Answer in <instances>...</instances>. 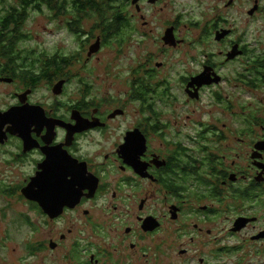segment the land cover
I'll use <instances>...</instances> for the list:
<instances>
[{"label": "flooded vegetation", "instance_id": "af4514ba", "mask_svg": "<svg viewBox=\"0 0 264 264\" xmlns=\"http://www.w3.org/2000/svg\"><path fill=\"white\" fill-rule=\"evenodd\" d=\"M237 1L221 0L222 8L198 16L193 8L202 0H118V28L98 29L87 62L100 60L113 41L118 51L138 49L133 67L107 71L106 91L86 79L72 97L80 101L74 119L79 112L94 123L80 121L81 127L96 120L122 126L112 171L89 164L86 176L59 148L46 149L37 179L6 176L9 165H0V244L19 230L37 235L25 245L39 264H222L249 243L261 246L255 256L264 257V116L253 114L252 92L264 75L226 74L249 55L229 19ZM33 75L0 74V83L14 89L0 106V121L13 123L11 131L29 147L28 126L48 123L38 108L55 119L36 91L48 83L55 97L64 82L63 96L72 80L37 82L39 73ZM238 87L241 97L231 91ZM64 123L75 125L57 121L55 131H65L67 143ZM11 126L9 140L17 138ZM47 136V126L40 136L33 128L32 140L43 148L40 137Z\"/></svg>", "mask_w": 264, "mask_h": 264}, {"label": "rangeland", "instance_id": "374dc122", "mask_svg": "<svg viewBox=\"0 0 264 264\" xmlns=\"http://www.w3.org/2000/svg\"><path fill=\"white\" fill-rule=\"evenodd\" d=\"M43 1V0H42ZM34 3L33 7L29 10L27 24L24 27V33L28 39L21 42L18 46L19 51L23 57L27 58L32 64H36L35 70H40L43 65L58 57L60 59L67 57L71 58L72 66L64 68L61 75H54L51 73V81L56 82L63 77H72L70 83L75 82L77 85L73 96L76 92L83 89L85 80L94 79L99 85L104 87L105 91L109 85L107 71H111L117 66L128 65L133 67V62L138 56V49L136 47H124L118 51L113 45L114 42L110 41L108 46L104 47L99 55L100 60L97 58L88 63L87 58L90 51V44L96 41V37L100 31L96 28L99 23L97 18H80L78 14L73 12H66L60 14L55 9H51L45 2ZM202 5H196L193 9L197 11L198 16L201 14L209 15V9L214 7L222 8L221 0H202ZM117 7L118 0H112ZM256 2L259 3V10L250 17L249 12L255 7ZM19 0H2L1 8L5 11H10L15 7ZM198 7V9H197ZM7 12V14L9 13ZM189 17V13L187 15ZM215 16L212 13L210 19ZM231 26L237 32V39L241 41L249 49V55L241 59L239 62L233 64L230 70L226 73L230 76H237L244 73L248 78H254L258 73L250 72L249 69H254L252 64L256 59L261 57L264 61V0H239L234 5V9L230 12ZM73 22L72 31L70 23ZM113 36V35H110ZM92 39V41H89ZM78 49V50H77ZM90 51V52H89ZM98 50H94L95 54ZM67 53V55H65ZM90 57V55H89ZM0 63L3 61L0 60ZM0 74L2 71L0 70ZM127 75V73H126ZM126 83V82H125ZM69 86V85H68ZM260 89H254L253 92V114L255 116H264V106L260 105V99L264 100V83L259 84ZM14 90L13 87L0 83V106L5 105L8 101L9 93ZM39 90H47L49 92V84H43ZM68 91V87H67ZM232 93L240 95L239 87L233 88ZM52 94V92H50ZM53 96V95H52ZM234 97V96H233ZM41 98H46L41 96ZM246 98H249L247 96ZM235 99V98H234ZM245 99V98H244ZM207 100V98L205 99ZM1 204V203H0ZM30 232V229L27 230ZM4 236V229H1L0 239ZM37 238V235H28L25 230H19L14 233L12 239L3 240L0 244V264H22L21 260L29 258L25 264H39L38 257H30L26 249L27 243ZM239 245V239L231 241V245ZM259 245H250V243L240 253L235 252L233 258L222 260V264H264V257H256L255 252ZM240 251V250H239Z\"/></svg>", "mask_w": 264, "mask_h": 264}, {"label": "clouds", "instance_id": "9594fccd", "mask_svg": "<svg viewBox=\"0 0 264 264\" xmlns=\"http://www.w3.org/2000/svg\"><path fill=\"white\" fill-rule=\"evenodd\" d=\"M65 55H67V53H65ZM211 75L212 73L209 72V77H211ZM76 87L77 85L75 82H72L69 84L68 91L65 95L60 96L59 92H57V96L55 97L47 90L36 91L35 95L37 100H39L41 96L46 97L42 103L53 109L55 119L49 120L47 118V112L44 109L38 108L42 111L43 118L48 123L43 126H38L34 123L28 126L27 135L32 141L31 147L28 146V142L24 136L11 131L14 127L13 123L0 121V165L8 164L11 169V171L6 172V176H10L14 173L16 178L20 180L27 181L33 176L37 179L38 176L44 174V167L42 166L47 161L45 160V156H47L46 149L54 150L57 148L65 153L77 165L83 166L86 176H90L88 172L89 164L97 166L102 174L112 171V156L116 151L115 145L118 140L120 143L123 142L122 139H119L122 126L120 128H112L96 120L99 122L97 126L81 127L80 121H85L89 125L94 123L83 117L79 112L76 113L80 118L79 121L72 116V109L80 102L72 98ZM82 100L83 103L87 104L90 97L85 96ZM60 120L65 122L71 121V123L75 125L69 126L68 123L61 125L62 128L67 129V143H64L66 136L65 131L61 130L59 133L55 131L57 121ZM7 124L12 125L8 131L11 132L12 136L17 137L16 139H8V134L5 132ZM45 126L48 127V136L40 138L48 145L47 148L41 147L38 142L32 140L33 128H35L36 136H40ZM54 141L59 147H53ZM120 149L119 155L121 156ZM101 161H103L102 164L100 163ZM35 179H31V185Z\"/></svg>", "mask_w": 264, "mask_h": 264}, {"label": "trees", "instance_id": "16d2710c", "mask_svg": "<svg viewBox=\"0 0 264 264\" xmlns=\"http://www.w3.org/2000/svg\"><path fill=\"white\" fill-rule=\"evenodd\" d=\"M42 0H19V3L8 11L1 8L0 0V70L2 75L16 76H34L39 73L37 82H41L43 78L49 79L51 73L60 76L63 69L72 66L71 58L64 57L62 59L55 57L50 59L40 70L36 69V64H32L27 58L23 57L19 51V44L28 36L24 33V27L27 24L29 10L34 3L41 5ZM112 0H43L49 8L55 9L60 14L73 12L78 14L80 18H97L99 20L97 29L102 27L107 29H117L118 19H114L113 15L117 13L118 8ZM117 34V32H115ZM256 59L253 62L254 71L257 75H264V61ZM42 68L44 69L43 71ZM41 71V72H40Z\"/></svg>", "mask_w": 264, "mask_h": 264}, {"label": "water", "instance_id": "95a60500", "mask_svg": "<svg viewBox=\"0 0 264 264\" xmlns=\"http://www.w3.org/2000/svg\"><path fill=\"white\" fill-rule=\"evenodd\" d=\"M259 10V4H258V2H256V5H255V7L249 12V15L252 17L257 11ZM229 32V31H228ZM63 85H64V82H61L59 85H57L56 87H55V90H57L58 92H60V90H61V87H63ZM56 92V91H55ZM57 93V92H56ZM248 221H250V220H248Z\"/></svg>", "mask_w": 264, "mask_h": 264}]
</instances>
